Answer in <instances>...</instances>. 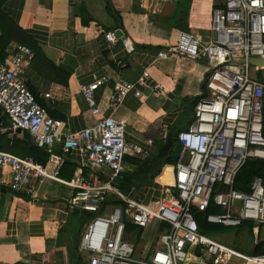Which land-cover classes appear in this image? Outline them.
Here are the masks:
<instances>
[{
    "label": "built area",
    "instance_id": "obj_1",
    "mask_svg": "<svg viewBox=\"0 0 264 264\" xmlns=\"http://www.w3.org/2000/svg\"><path fill=\"white\" fill-rule=\"evenodd\" d=\"M214 1L210 41L203 43L181 32L176 44L155 56V61L203 59L210 67L190 122L177 133L176 196L162 197L154 209L112 187L124 172L125 155L149 158L143 147L126 142V118L112 116L130 93L141 99L142 90L163 92L157 83L148 86V69L135 83L114 84L108 100L112 114L107 117L94 99L106 80L82 85L81 94L95 122L70 132L61 120L47 114L28 88L23 78L25 62L32 57L28 48L12 47L8 61L0 63V109L9 129L27 133L35 145L58 146L61 151L50 154L42 165L0 149V170L9 169L8 187L13 193L32 196L33 181L44 179L59 181L73 191L68 208L86 220L77 251L89 257L88 264H186L198 250L212 264H233V259L264 264V253L249 257L201 235L195 219V213L214 209L216 213L205 215L208 224L228 228L251 224L254 245L264 242V0ZM105 40L114 43V34H105ZM71 156L77 157L79 169L62 182L58 171ZM256 161L263 166L248 181L249 192L236 190L239 171ZM48 167L53 171L48 172ZM110 198L122 207L110 209L106 206ZM126 222L136 232L128 233ZM148 229L153 240L140 249L139 241L146 239L143 234Z\"/></svg>",
    "mask_w": 264,
    "mask_h": 264
},
{
    "label": "crops",
    "instance_id": "obj_2",
    "mask_svg": "<svg viewBox=\"0 0 264 264\" xmlns=\"http://www.w3.org/2000/svg\"><path fill=\"white\" fill-rule=\"evenodd\" d=\"M109 1L118 17L107 13L106 0H7L0 11L23 31L33 50L24 46L32 55L26 60L23 73L28 88L36 102L50 117L61 120L67 131L78 132L95 122L81 94L82 85L106 80L94 93L103 117L112 114L108 100L116 82L135 83L148 69V86L161 85L163 92L142 90L141 99L130 93L112 114L115 118H126V142L148 151L147 159L151 160L154 173L148 174V178H140L137 191L129 196L113 189L154 209L162 197L176 196L173 181H170L175 165L164 168L162 175L155 178L162 170V147L192 115L188 114L177 123L171 109L177 101L188 112L191 100L202 94L203 78L210 67L203 59L194 62L186 59L155 61V56L176 44L181 32L193 34L203 43L210 41L215 1ZM81 9H84V17L89 19L87 26L82 24ZM116 32L121 35L116 37ZM108 33L115 36L112 44L105 40ZM18 45L23 46L12 43L6 53ZM158 47L160 51L156 50ZM6 61L8 54L1 63ZM0 124L1 133H9L11 138L21 136L22 132L9 129V122L1 109ZM148 141L152 143L148 144ZM35 146L50 154L61 155L58 146ZM123 167L124 172L118 178L125 172L131 173L130 167ZM78 169L77 157H66L64 166L58 171V179L67 182ZM47 170L52 172L53 168ZM9 182L10 171L5 167L0 170V264H78V259H82L80 264H88L89 257L77 251L86 220L68 208L73 191L59 181L44 179L42 182L33 181L34 193L29 196L13 193L9 190ZM212 211L216 213L214 209ZM251 228L252 256H257L254 251L257 248L264 250V242L254 245ZM139 242L142 246H149L144 241ZM196 253L198 255L189 256L187 264L192 261L212 264L211 259L205 261L203 257L207 256L200 250Z\"/></svg>",
    "mask_w": 264,
    "mask_h": 264
},
{
    "label": "trees",
    "instance_id": "obj_3",
    "mask_svg": "<svg viewBox=\"0 0 264 264\" xmlns=\"http://www.w3.org/2000/svg\"><path fill=\"white\" fill-rule=\"evenodd\" d=\"M7 0H0V8L1 6L6 2ZM106 10L109 15L115 18L119 16V14L113 9L111 2L109 0H106ZM84 12V9L80 10L81 13V20L82 24L84 26H87L88 20L84 17L82 14ZM118 28V26H117ZM28 39L26 35L23 33L21 29H19L17 26H15L3 13L0 11V63L4 61L6 57V50L12 43L20 44L23 46L28 47L31 51L32 48L28 46L27 43ZM157 51H160L161 48H156ZM202 93H203V87H202ZM202 96V95H201ZM200 96V97H201ZM200 97L193 98L189 104L188 114H192L193 109L197 102L199 101ZM191 115L186 122V124L181 127L177 132L175 136L170 137V139L166 142V144L162 147V153H163V163H162V170H159V174L155 176V178H158L162 175L163 169L166 167H171L175 165V160L177 153L179 152L180 145L177 140V133L183 129L186 128L188 123L190 122ZM6 124V123H5ZM32 140L30 136L27 133L22 132L21 136L18 137L17 135L14 137H10L9 133H1L0 132V149L9 153H12L19 157H31L33 160H35L39 164H45L48 160V157L50 155V152L43 150L42 148L36 147L32 144ZM60 153V152H59ZM263 164L261 162H248L244 167L239 171V174L236 177L235 180V186L234 188L240 192H248V181L254 176L260 174L262 170ZM160 168V169H161ZM118 179V178H116ZM212 210H208L205 214L203 213H195V219L198 224L199 231L203 234L208 235V231L214 230L215 228L218 229L220 227L215 225L207 224L205 221V215L212 213ZM85 221V220H84ZM81 226V223L79 227ZM249 227H252L250 224ZM126 229L127 232H130V230H136L134 226H132L129 222H126ZM264 253V250L257 248V250L254 251V255H261ZM82 259H78L77 263L80 264Z\"/></svg>",
    "mask_w": 264,
    "mask_h": 264
},
{
    "label": "rangeland",
    "instance_id": "obj_4",
    "mask_svg": "<svg viewBox=\"0 0 264 264\" xmlns=\"http://www.w3.org/2000/svg\"><path fill=\"white\" fill-rule=\"evenodd\" d=\"M204 81V78H203ZM200 94V91H199ZM184 103V102H183ZM172 115H175V118L177 120V123L181 122L186 116L188 115V112L180 107V104L176 101L174 106L171 109ZM123 165L125 167L131 168V173L125 172L124 175H121L120 178L114 180L112 182V187L116 190L120 191L123 195L129 196L132 193L136 192L137 189V181L140 180V178H148V174L152 173V162L150 159H142V158H130L129 155H125L123 158ZM154 173H152L153 175ZM174 171L172 169L171 175H170V181L174 182L173 177ZM149 180V179H148ZM122 205L120 202H116L115 199H112V202L109 204V208L115 206ZM122 207V206H120ZM72 220L73 217L71 218ZM250 225H246L243 228H228V227H220L218 229H212L208 231L209 237L213 238L217 242L229 246L230 248L234 249L235 251L245 254L247 256H252V237L250 234ZM78 230L76 231V233ZM153 232H151V229H148L145 231V240L144 243L149 244L152 242ZM206 235V234H205ZM139 248L142 249V245H139ZM194 255H198L196 251L194 252ZM205 261L210 262V259H207L205 256L203 257ZM235 264H240L239 261L233 260ZM188 263V262H187ZM186 263V264H187ZM189 264H205L204 262H189Z\"/></svg>",
    "mask_w": 264,
    "mask_h": 264
},
{
    "label": "water",
    "instance_id": "obj_5",
    "mask_svg": "<svg viewBox=\"0 0 264 264\" xmlns=\"http://www.w3.org/2000/svg\"><path fill=\"white\" fill-rule=\"evenodd\" d=\"M121 35V32H116V37H119ZM256 64V61H253ZM17 133H21L20 130H17Z\"/></svg>",
    "mask_w": 264,
    "mask_h": 264
}]
</instances>
